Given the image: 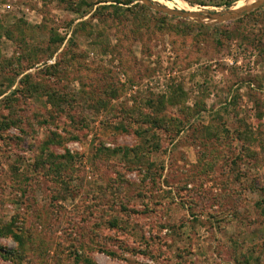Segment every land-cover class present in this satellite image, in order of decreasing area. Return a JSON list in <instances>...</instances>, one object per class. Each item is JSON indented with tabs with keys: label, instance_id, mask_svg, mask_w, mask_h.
Instances as JSON below:
<instances>
[{
	"label": "rangeland",
	"instance_id": "1",
	"mask_svg": "<svg viewBox=\"0 0 264 264\" xmlns=\"http://www.w3.org/2000/svg\"><path fill=\"white\" fill-rule=\"evenodd\" d=\"M254 1L0 0V264H264Z\"/></svg>",
	"mask_w": 264,
	"mask_h": 264
},
{
	"label": "water",
	"instance_id": "2",
	"mask_svg": "<svg viewBox=\"0 0 264 264\" xmlns=\"http://www.w3.org/2000/svg\"><path fill=\"white\" fill-rule=\"evenodd\" d=\"M264 3V0L263 1H261V2H259V4L257 5V6H255L254 8H247V9H245V10H243V11H241V12H234V11H230V13H229V15L228 16H226V17H224V18H220L219 20L221 21V20H228V19H231V18H237V17H240L242 14H244V13H246V12H250V11H252V10H254V9H256L257 7H259L261 4H263ZM161 10H163L164 12H166V13H172L170 10H169V8L168 9H164V8H162ZM184 15L185 16H189V15H192V14H188V13H184ZM194 15H196V14H194ZM196 16H200V15H196ZM202 17V16H201ZM217 16L216 15H209L208 17H204V18H210V19H214V18H216Z\"/></svg>",
	"mask_w": 264,
	"mask_h": 264
},
{
	"label": "bare ground",
	"instance_id": "3",
	"mask_svg": "<svg viewBox=\"0 0 264 264\" xmlns=\"http://www.w3.org/2000/svg\"><path fill=\"white\" fill-rule=\"evenodd\" d=\"M261 1H263V0H256V1H254V2H252V3H250V4H248V5H246V6H244V7H242V8H239V9H237L236 11H234V12H241V11H243V10H245V9H247V8H254L255 6H257L258 4H259V2H261ZM180 4H181V6H185V4L183 3V2H179ZM190 11H192V12H194L195 10L194 9H192V8H188ZM185 11V10H184Z\"/></svg>",
	"mask_w": 264,
	"mask_h": 264
}]
</instances>
